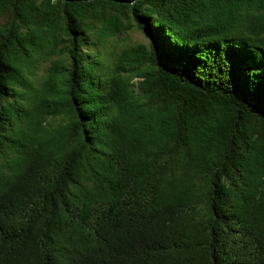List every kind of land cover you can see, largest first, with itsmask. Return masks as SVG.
<instances>
[{
    "label": "trees",
    "instance_id": "16d2710c",
    "mask_svg": "<svg viewBox=\"0 0 264 264\" xmlns=\"http://www.w3.org/2000/svg\"><path fill=\"white\" fill-rule=\"evenodd\" d=\"M0 264H264V0H0Z\"/></svg>",
    "mask_w": 264,
    "mask_h": 264
},
{
    "label": "rangeland",
    "instance_id": "374dc122",
    "mask_svg": "<svg viewBox=\"0 0 264 264\" xmlns=\"http://www.w3.org/2000/svg\"><path fill=\"white\" fill-rule=\"evenodd\" d=\"M126 39L127 43L135 44L137 42H147L144 35L140 31L131 32L127 35V37H123ZM45 73V65H43L38 71L39 76Z\"/></svg>",
    "mask_w": 264,
    "mask_h": 264
}]
</instances>
